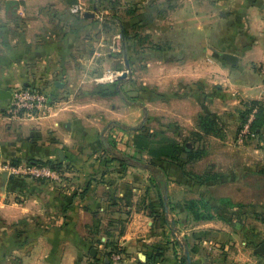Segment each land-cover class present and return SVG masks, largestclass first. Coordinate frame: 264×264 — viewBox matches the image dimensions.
<instances>
[{
    "label": "crops",
    "instance_id": "obj_1",
    "mask_svg": "<svg viewBox=\"0 0 264 264\" xmlns=\"http://www.w3.org/2000/svg\"><path fill=\"white\" fill-rule=\"evenodd\" d=\"M77 1L0 0V89L60 96L80 87L55 83L74 75L70 62L100 55L76 53L77 44L92 47L89 39L98 34L105 46L108 33L95 18L72 16L69 8ZM120 1L114 27L120 37L125 1L135 12L136 42L170 48L145 49L132 60L148 66L152 59L181 61L182 91L197 97L182 101L188 108L182 129L196 130L197 117L207 113L224 124L221 136L208 138L210 148L194 164L157 163L172 181L157 187L146 169L101 153L99 119L84 116L85 103L62 101V110L51 106L44 118L0 121V162L47 160L61 166L59 180L53 181L3 180L0 175V264H105V242L116 244L121 264H182V258L187 264L186 252L190 264H264L256 252L260 234L250 235L247 224L264 219V187L250 178L251 173L259 177L264 166L231 164L230 159L246 153L238 155L227 144L234 139L231 126L239 102H264V0ZM224 53L236 57L235 65L220 58ZM259 140L254 152L264 146V134ZM123 152L135 155L128 146ZM189 201L211 220L195 221L185 206Z\"/></svg>",
    "mask_w": 264,
    "mask_h": 264
},
{
    "label": "rangeland",
    "instance_id": "obj_2",
    "mask_svg": "<svg viewBox=\"0 0 264 264\" xmlns=\"http://www.w3.org/2000/svg\"><path fill=\"white\" fill-rule=\"evenodd\" d=\"M121 4L120 0H79L73 4L80 5L83 10L82 14H72L74 17H84L83 15L85 13L94 14L93 19H97L102 25L103 32L108 33L103 40L106 45H102L100 41L103 38L98 34L94 38L89 39V42L94 41L92 47L88 48V46L85 47L80 43L77 44L75 49L76 53L88 50L91 53L96 52L100 54H91L89 59L82 60L81 62L77 60L72 61L73 63L70 62L69 64H73L72 66L74 67V69L72 68L74 75L70 76L65 74L61 77V81H58V83H65L66 89L72 83H80V87L74 92H66L60 96H55L50 92L43 93L52 102L51 106H55L56 109L60 110L63 109L61 106H64V103L60 105L62 101L65 103L72 101L74 104L85 103L86 106L82 108L86 110L84 116L89 117V121L93 117V122L95 117L99 119V123L96 126L105 139L109 141L113 139L116 142L117 148L112 151L117 155H120L121 152L123 153V149L131 142L130 125L139 127L142 124L148 131L164 132L178 142L183 143L188 138L189 132L184 128L182 129V115L188 109L182 107V101H196L197 97L191 96L192 93L185 94V91H182V74L178 72L181 61L152 59L149 61L152 64L148 66L144 60H132L131 58L136 53H144L145 49L164 51V48L170 51V48H165L168 45L162 46L154 43L151 46H146V43L141 44L140 42H136V29L134 28L136 22L131 21V16L136 17L135 12H131L125 1H123L122 13L124 14V32L123 36L120 37L119 31L114 30L116 23L112 20L118 17L115 15V11ZM119 16L121 15L119 14ZM175 44L173 42L172 45L181 50L178 47L181 45ZM81 47H84V49ZM153 68L154 72H152ZM175 68L177 69L175 70ZM148 69L150 72H148ZM263 69L264 66H261L260 74L264 79ZM77 71L80 72L79 75H76ZM121 72H124L125 75L119 78L118 74ZM247 102H239L240 107L237 108L236 118L233 119L234 123L231 126L233 131H235L234 139L227 141L230 148L239 151L238 155L242 152L246 154L238 157L236 155L235 158L230 159V163L239 164L245 162L249 165L256 163L257 165L264 166V146H259L261 149L260 152H254V150L258 149L257 147L260 145L259 139L263 138L264 132L263 134L261 133L260 137L255 134L253 137L245 136L241 133L252 115L250 114L242 124L243 121L240 120L239 116L245 109ZM262 103L264 104V102ZM105 118L109 122H106ZM214 118L217 122L219 121L217 116ZM115 120L118 122H115ZM218 123L219 127L224 126L220 121ZM222 142L224 143V141ZM208 146L210 148V140L208 141L207 138L205 141L206 149ZM214 146L216 147L217 144ZM211 147H213L212 144ZM214 157L216 158V156ZM141 158L144 162L147 160V157L143 156ZM260 174L258 177L256 173H251V182L261 184L264 187V176H260ZM159 177L161 180L159 183L162 185H168L169 182H172L170 178L161 172ZM148 180H150L149 172ZM154 183H156L155 180ZM240 223H242V220H240ZM260 223L254 224V221L251 219L247 223L249 225L248 231L253 237L255 232L259 233L260 236H258V239L264 243V219ZM180 225L182 226L181 221ZM259 228H261V231Z\"/></svg>",
    "mask_w": 264,
    "mask_h": 264
},
{
    "label": "trees",
    "instance_id": "obj_3",
    "mask_svg": "<svg viewBox=\"0 0 264 264\" xmlns=\"http://www.w3.org/2000/svg\"><path fill=\"white\" fill-rule=\"evenodd\" d=\"M112 21L115 22V19ZM250 114H253L250 131L260 137L262 130H264V104L258 100L248 101L245 109L239 116L240 120L243 121L242 124ZM221 130L218 122L211 114L203 113L196 119V130L191 131L183 143L178 142L164 132L148 131L141 124L135 129H129L132 138L128 147L133 148L135 155H129L124 152L116 155L112 151L117 148L116 142L113 139L109 141L104 137L101 138L100 150L106 158H110V161H117L122 165L146 169L150 173V181L158 187L159 184L157 183L161 181L159 177L161 171L158 169L157 163H168L182 168V166L200 161L206 154V139L210 136L220 137ZM143 156L147 157L145 162L141 158ZM20 163L22 162L15 160L11 164L19 165ZM26 163L45 165L61 174V166L56 161L30 160ZM206 177L207 174L196 179L202 180ZM154 180L156 183H154ZM185 206L193 213L195 221H209L212 218L208 212L200 211L198 204L194 201L186 202ZM104 244L106 248H109V252L105 253L104 256H107L111 252L119 251L117 246H115L116 244H112L111 242H105ZM182 264H185L184 258H182Z\"/></svg>",
    "mask_w": 264,
    "mask_h": 264
},
{
    "label": "built area",
    "instance_id": "obj_4",
    "mask_svg": "<svg viewBox=\"0 0 264 264\" xmlns=\"http://www.w3.org/2000/svg\"><path fill=\"white\" fill-rule=\"evenodd\" d=\"M71 14H82L80 5H72L69 8ZM264 72V69L263 71ZM52 102L42 91L18 88L11 91V97L8 102L0 108V121L5 124L19 122L23 120H33L44 118L51 113ZM253 120V114L241 132L245 136L253 137L254 133L250 131V123ZM6 173L14 178H28L35 181H53L59 180L60 173L52 170L45 165H35L22 162L19 165L0 162V175ZM121 254L119 251L111 252L105 257V264H121Z\"/></svg>",
    "mask_w": 264,
    "mask_h": 264
},
{
    "label": "water",
    "instance_id": "obj_5",
    "mask_svg": "<svg viewBox=\"0 0 264 264\" xmlns=\"http://www.w3.org/2000/svg\"><path fill=\"white\" fill-rule=\"evenodd\" d=\"M83 16L85 18H93L94 17V14H92V13H85ZM220 58L223 61H225V62H227L228 64H231V65H235V63L237 62L236 57H234L231 54H226V53L220 54ZM122 77H119V78H122ZM55 86L56 87H61V84L58 83V82H56L55 83ZM10 97H11V91H7V90H4V89H0V102L7 101V100L10 99ZM1 177H2L3 180L14 178L13 176L7 175L6 173H2L1 174ZM256 252L259 253L260 255H263L264 256V243H261L259 245V247L257 248ZM186 263L187 264H190V259H189V256H188V253L187 252H186Z\"/></svg>",
    "mask_w": 264,
    "mask_h": 264
}]
</instances>
